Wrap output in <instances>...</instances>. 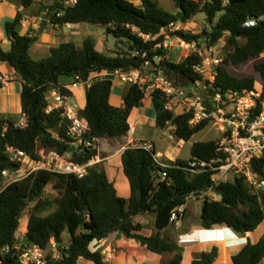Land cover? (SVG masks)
Masks as SVG:
<instances>
[{
	"label": "trees",
	"instance_id": "1",
	"mask_svg": "<svg viewBox=\"0 0 264 264\" xmlns=\"http://www.w3.org/2000/svg\"><path fill=\"white\" fill-rule=\"evenodd\" d=\"M69 1L63 0L52 8L55 15L50 23L103 27L107 35L115 38L116 49L101 53L92 37H87L82 47L65 42L51 49L47 58L36 60L30 50L38 37L21 35L22 14L6 23L11 44L8 51L0 45V65L9 64L21 80L20 99L26 125L19 127L13 118H0V172L14 166L6 152L8 146L33 156L38 147L55 150L79 164L89 163L96 156V151L87 149L68 154L72 140L68 136L69 123L63 116L64 109L47 113L52 93L73 97L63 80L68 85L89 83L87 104L80 115L89 123V138L99 141L130 135L129 120L135 110L144 106L150 88L148 84L132 83L123 106L116 108L110 103L113 78L109 75L99 78L103 74L138 71L141 79H147L153 73L155 76L162 73L186 89L203 85L201 95L205 98L222 95L228 100L230 95L253 91L257 82L255 76H239L231 68L258 59L256 71L261 75L260 83H264V59L260 60L264 55V0H174L177 13L166 11L159 0H141L138 6L131 0H76L73 5L67 4ZM23 4L28 7L33 1L23 0ZM199 14L206 16L208 24L201 34L174 29L179 23H190ZM249 22L256 24L249 27ZM170 39H179L187 45L205 43L207 49L224 42L222 62L213 68L210 76L197 70L204 62L199 51L179 63L171 62L167 47ZM3 88L0 76V91ZM149 98L156 113V127L163 132L174 127L176 138L185 143L212 123L205 120L190 124L193 115H177L167 109L166 97L159 89H153ZM208 106L212 108V103ZM260 111L259 105L256 114ZM219 143H194L189 160L168 161L164 163L168 168L158 162L154 149L128 146L121 154L122 173L131 190L128 199L118 195L115 183L99 165L91 167L83 179L38 171L12 184L0 192V264H21L12 250H5L16 244L15 236L24 212L32 204L26 244L45 251L53 241L59 244L60 259L49 254L46 264H80L82 260L106 264V256L91 247L116 234L135 241L154 255H171L170 260L160 264H183L184 250L163 233L173 225L170 221L173 212L186 206L189 196L210 191L220 199L204 200L200 219L203 229L228 226L241 235L254 233L264 222V188H252L243 178L215 185L212 173L188 170L193 160L215 159ZM252 169L258 183L264 181V157L252 160ZM2 186L0 175V189ZM53 204L56 210L43 217L42 213ZM148 214L155 216L152 236L144 235L145 226L136 222L138 217ZM218 257L219 250L214 247L211 252L196 254L192 264H215ZM263 260L264 237L258 244L249 240L232 256L233 264H262Z\"/></svg>",
	"mask_w": 264,
	"mask_h": 264
},
{
	"label": "built area",
	"instance_id": "2",
	"mask_svg": "<svg viewBox=\"0 0 264 264\" xmlns=\"http://www.w3.org/2000/svg\"><path fill=\"white\" fill-rule=\"evenodd\" d=\"M4 0H0V3ZM36 3H42L44 0H32ZM76 0H71L67 4L73 5ZM255 22H249L247 26H254ZM209 56L204 59L203 64L197 68L201 74H207L208 70H213L218 66L222 59L215 58L211 54L213 49H209ZM201 54V53H200ZM119 78L127 76L132 83L141 84L139 72L129 74H114ZM100 78V77H99ZM3 82H6L1 77ZM212 79V78H211ZM89 84V83H86ZM80 84H74L79 86ZM142 85V84H141ZM144 86V85H142ZM153 89H159L164 93L167 101V109L178 114L190 113L193 115L192 125L200 124L207 120L212 121L217 125L222 138L219 143L218 155L215 159L206 162L204 160H193L190 162L188 170L193 173H212V181L218 185L224 181H233L236 178L245 179L246 183L252 188H264V181L258 183L257 177L252 169V160L264 157V83L259 87L246 93L245 95L234 94L226 100L222 95H217L213 98H205L189 88H185L180 84L166 79L162 73L155 76ZM49 99H54L55 102H50L47 113H51L57 108H63V116L69 123L68 136L72 142L70 147L76 152H83L84 149L96 151L97 154L89 163L79 164L71 160L69 155L63 156L55 150H48L38 147L35 155H30L24 151L16 149L14 146H8L6 149L7 155L14 164L13 168L6 169L0 172L3 178V186L0 192L4 191L12 184L24 181L36 172H47L52 174H63L66 176H75L83 179L88 176L89 169L102 162L99 152V143L97 139L89 138L90 127L86 118L80 115L77 106L70 103L71 98L61 97L58 92L52 93ZM260 100L262 102L258 103ZM212 103V108H209L208 103ZM260 105L261 111L256 114L257 108ZM26 121L20 122L19 127H24ZM171 140H175V133L169 135ZM138 148L152 150L151 144L139 143L135 145ZM159 162V161H158ZM160 163V162H159ZM162 167L168 168L167 164L160 163ZM166 174H163V179ZM206 194H193L186 199L187 204L196 200L199 197L207 199ZM186 204V206H187ZM186 206H183L173 212L170 221L174 225H178L181 220ZM23 225V223L21 224ZM26 229V228H25ZM26 230L21 231V227L15 236L16 244L14 247H8L5 251L11 250L19 257L21 264H46L49 254L53 258L60 259L58 250L59 244L52 242L51 248L48 251L36 246L26 244Z\"/></svg>",
	"mask_w": 264,
	"mask_h": 264
},
{
	"label": "crops",
	"instance_id": "3",
	"mask_svg": "<svg viewBox=\"0 0 264 264\" xmlns=\"http://www.w3.org/2000/svg\"><path fill=\"white\" fill-rule=\"evenodd\" d=\"M62 1L63 0H44L42 3L33 2V4L28 7L23 4V0H4L3 2H1L0 45L2 46V48L5 51H8L10 49L11 42L8 40L5 31V25L7 22L15 20L19 13H21L23 17V21H21L20 27L21 35H33L38 37V42L31 47L30 54L35 52L36 54L50 55L51 49L60 46L62 43L73 42L77 44L76 41L79 39L78 37H80L85 29L82 25L67 24L64 26H54L50 23L52 22L55 15V11H53L52 8ZM135 1H137L135 2L136 5L141 4V0ZM159 1L160 5L162 6L163 3L168 0ZM174 8L175 9L173 13H177L178 10L176 9V7ZM51 17L52 20L50 21ZM197 18L198 16L195 19ZM195 19L193 21H195ZM193 21H191L190 23H192ZM190 23L186 24L189 25ZM186 24L180 23V25ZM40 30H42V32H40ZM85 39L86 38H84V40ZM169 43L170 42L168 41L167 47H169L171 51ZM114 47H116V40ZM112 50H110L109 53ZM108 75L114 78L113 95L110 98V103L113 105V107L120 108L123 106L124 98L127 96L132 85L131 79L127 76H121L119 78L114 74H103L99 77L104 78ZM0 76L3 77L4 80H6V82H4V88L2 89V91H0V118L18 117L20 116V114L22 115L20 95L21 92H23V85L21 83V80L9 64L0 65ZM63 83H65L68 86L67 88L73 93V97L71 98L70 103L75 104L79 111L83 110L87 104L86 95L87 87L89 86V84H80L79 86L75 87L74 85H68L69 83L67 80H63ZM257 86V88L260 87L259 85ZM189 89L191 91H195V89H193L192 87H189ZM148 99L150 100L149 104L146 107L143 106L141 109L135 110L131 116V119L129 120L131 133L128 136L129 141L126 144H122V147L112 155L107 151L102 150L99 145V152L101 154L102 162L98 165L107 172L110 179L115 183L118 190V195L126 199L129 198L131 190L128 180L122 173L121 154L128 146L137 145L139 143L151 144V146L157 153V158L160 163H166L168 161L175 162L177 159L189 160L191 158V155L188 158H182L181 156V147H184L186 144L183 140H178L177 138H175V140H171L169 138V135L171 133H174V127H170L164 132L162 131L164 133V137L162 138L153 135L149 136L146 134L144 136L140 135V131H144L146 126L151 123L150 121H152L153 115L155 116L156 122V113L153 107V103L149 97ZM176 114L178 115V113ZM155 122L154 124L156 127ZM206 198L212 200L220 199L219 195L215 194L214 192L207 195ZM203 204L204 201L200 202L197 200H192L191 202H189L179 222H184L189 213L193 212H197V214L201 217ZM143 218L144 217H138L136 219V222L145 226V229L142 232L144 235L152 236L154 234V230L152 228L154 217H151L147 220L145 218V220H143ZM172 226L174 228V231H170L168 230V228L166 231H164L163 236L169 239L170 242L176 243L180 248L184 250L183 264H192L196 254L211 252L214 247H217L219 250V257L215 264H233L232 256L239 252L242 248L226 247L223 244L203 243V241L223 240L224 235L221 232H217L215 235L201 233L199 236V241L197 242L178 244V238L182 234L198 231L200 229H203V227L201 226L200 220L197 224H194L191 227H184L181 224H173ZM223 227L224 226H217L214 228L222 229ZM25 228L27 233L28 224ZM260 230L263 231L261 235L258 236L257 234L258 232H260ZM241 236H243L247 242L250 240L252 244H258L264 237V222L254 233H247L246 235ZM105 243H107L108 246H105L104 248L103 245ZM91 249L93 251L100 250L106 256V264H160L161 262L166 260L164 256H158L154 255L153 253H149L145 248L141 247L135 241L127 239L121 234H116L108 240H103L100 243H97L95 247H91ZM110 252H112L113 254H109ZM81 263L83 264L87 262H84L82 260L80 261V264ZM262 264H264V260Z\"/></svg>",
	"mask_w": 264,
	"mask_h": 264
},
{
	"label": "rangeland",
	"instance_id": "4",
	"mask_svg": "<svg viewBox=\"0 0 264 264\" xmlns=\"http://www.w3.org/2000/svg\"><path fill=\"white\" fill-rule=\"evenodd\" d=\"M132 3H134L136 5L135 0H131ZM175 2L174 0H168L166 2L163 3V7L165 8L166 11L173 13L174 12V7H175ZM138 6V5H137ZM206 16L204 14H199L198 18L195 19V21H193L192 23H190L189 25H180V23L174 27V29H184L185 31H188L192 34H201V32L206 29L208 27V24L206 22ZM82 26L85 28L84 31L82 32V34L80 35V37H78L79 39L76 41L77 44L79 45V47H82V42L84 40V38L87 37H92V39L96 42L97 45V50L101 53L104 54H108L110 50H114L116 49V47H114L115 44V38L113 36H109L106 34V30L103 27H99V26H93V24H82ZM180 27V28H179ZM206 37H204L205 39ZM169 46L171 48L170 51V61L174 62V63H178L181 62L185 57L187 58L189 55H191L193 52L195 51H199L201 53V55L203 56L204 59H206L209 56L210 51H208L209 49H207V46L205 43H202L201 46H197V45H187L186 43H182L180 42L178 39H170L169 40ZM224 46L225 43L221 42L217 47L213 48L214 52L211 54L213 57L215 58H220L222 59L223 57V53H224ZM31 56L34 59H42V58H47L49 56V54H36L35 52H33L31 54ZM264 59V55L262 56V58L260 60ZM258 59L256 60H251L250 62L241 65L239 67H232L231 71L239 76H255L257 79V82L255 84V87L257 88L259 86H261L262 84L260 83V79H261V75L257 73L256 71V64H258ZM153 71H155L156 69L153 67L152 68ZM214 70V69H213ZM213 70H208L209 76L210 74L213 72ZM207 73V74H208ZM155 74L153 73L152 76H149L146 80L142 81V85L148 84L150 86V88L148 89L147 92V97H150V94L153 90L152 85L155 83ZM114 79V78H113ZM204 90V86L203 85H199L196 89L195 92L196 93H203ZM50 102H55L54 99H49ZM150 100L148 98H146L144 100V107H146L149 104ZM18 124H20V122H23L25 120V118L23 117V115L20 114V116L18 117H14L13 118ZM23 120V121H22ZM151 123L146 126L145 128V132L144 131H140V135H153V136H158L159 138L164 137V133L162 131H160V129L155 127V116L153 115L152 117V121H150ZM143 130V129H141ZM148 133V134H147ZM147 136V137H149ZM146 137V136H145ZM222 138L221 133L218 130L217 125H215V123H211L210 125H208V127H206L205 130H203L202 132L198 133L196 136H194V138L189 142L186 143L184 147H181V156L182 158H188L190 156V148L192 147V145L196 142H210V141H220ZM129 141V137H123V138H119V139H112V138H105L102 139L99 143L100 147L102 150L107 151L109 154H113L115 153L117 150H119L122 147V144H126ZM50 194V193H48ZM52 197L54 198V195H52ZM197 201H204L205 199L203 197H199L196 199ZM191 202V201H190ZM34 204H32L30 207L27 208V210L24 212L23 218L21 220V224L23 223V225H21V231H25V227H27L28 224V219H29V214L30 211L32 210ZM57 206L56 204H53L51 207H49L45 212L42 213V216L45 217L47 215H49L50 213L54 212L56 210ZM144 217L146 220L151 218V217H155L154 215L148 214L145 216H141V218ZM143 218V220H145ZM201 219L200 215L197 214V212H193V213H189V215L187 216V218H185L184 222H179L178 224L184 226V227H191L194 224H197L199 222V220ZM170 231H174L173 226L171 225L169 227ZM263 230H260V232H258V236L261 235ZM108 246L107 243H105L104 245ZM95 247L92 246V248ZM109 254H113L112 252H110ZM165 257L166 260H170L171 259V255L170 254H164L163 255ZM82 264V263H81ZM83 264H88V263H83Z\"/></svg>",
	"mask_w": 264,
	"mask_h": 264
},
{
	"label": "clouds",
	"instance_id": "5",
	"mask_svg": "<svg viewBox=\"0 0 264 264\" xmlns=\"http://www.w3.org/2000/svg\"><path fill=\"white\" fill-rule=\"evenodd\" d=\"M217 232H221L224 235L223 240H210L203 241V243H212V244H223L226 247L239 248L246 244V240L243 236L237 233L233 228L225 226L222 229H200L198 231L182 234L178 238V244H184L188 242H197L199 241V236L201 233H207L210 235H215Z\"/></svg>",
	"mask_w": 264,
	"mask_h": 264
},
{
	"label": "water",
	"instance_id": "6",
	"mask_svg": "<svg viewBox=\"0 0 264 264\" xmlns=\"http://www.w3.org/2000/svg\"><path fill=\"white\" fill-rule=\"evenodd\" d=\"M54 14H55V12H54ZM52 20V17L50 18V21ZM40 32H42V30H40ZM74 152V150H73V148H70L69 150H68V154H72Z\"/></svg>",
	"mask_w": 264,
	"mask_h": 264
}]
</instances>
